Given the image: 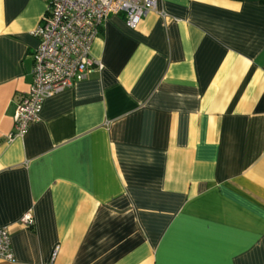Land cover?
I'll return each mask as SVG.
<instances>
[{
	"label": "crops",
	"instance_id": "0c3cea01",
	"mask_svg": "<svg viewBox=\"0 0 264 264\" xmlns=\"http://www.w3.org/2000/svg\"><path fill=\"white\" fill-rule=\"evenodd\" d=\"M45 7L0 0V264L55 248L52 264H264V3L157 0L135 29L110 16L101 69L8 140Z\"/></svg>",
	"mask_w": 264,
	"mask_h": 264
},
{
	"label": "built area",
	"instance_id": "2783aa9c",
	"mask_svg": "<svg viewBox=\"0 0 264 264\" xmlns=\"http://www.w3.org/2000/svg\"><path fill=\"white\" fill-rule=\"evenodd\" d=\"M46 7L32 32L37 40L32 58V81L28 91L17 97L13 115V133L8 140L23 137L39 119L45 99L85 80L94 67L101 65L91 57V46L103 23L121 15L125 25L135 29L144 15L157 10V0H45ZM163 16L162 11L158 12ZM31 228V211L18 220ZM55 248L50 264L57 256ZM10 232L0 227V261L11 262Z\"/></svg>",
	"mask_w": 264,
	"mask_h": 264
},
{
	"label": "trees",
	"instance_id": "16d2710c",
	"mask_svg": "<svg viewBox=\"0 0 264 264\" xmlns=\"http://www.w3.org/2000/svg\"><path fill=\"white\" fill-rule=\"evenodd\" d=\"M236 1H241V0H236ZM257 1L264 3V0H257Z\"/></svg>",
	"mask_w": 264,
	"mask_h": 264
}]
</instances>
